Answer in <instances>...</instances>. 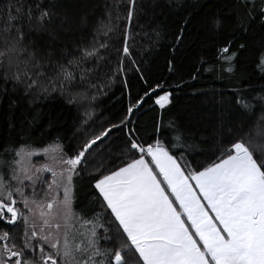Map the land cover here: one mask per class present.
Listing matches in <instances>:
<instances>
[{
    "label": "snow or ice",
    "instance_id": "snow-or-ice-1",
    "mask_svg": "<svg viewBox=\"0 0 264 264\" xmlns=\"http://www.w3.org/2000/svg\"><path fill=\"white\" fill-rule=\"evenodd\" d=\"M166 3L184 7L182 0ZM233 5L225 18L234 19L240 31L253 23L264 27V0H233ZM142 13L139 0H105L90 25L87 15L79 18L87 35L71 47L41 48L36 37L56 40L59 32L70 33L68 13L57 11L56 0L0 3V102L7 99L10 108L27 103L29 124L42 115L35 106L54 93L75 103L78 83L95 89L94 79L121 75L127 87L125 60L147 85L119 124L93 134L74 152L60 143L36 148L24 142L4 149L0 264H264V91L251 93L240 82L229 102L235 109H225L221 97L220 123L211 142L176 119L165 123L172 92H157L161 84H148L130 45L136 36L133 23L139 24ZM223 19L216 18L217 30ZM189 22L182 17L173 33L174 53ZM158 27L152 29L157 37ZM232 43L229 38L220 49L228 73L235 72L238 55ZM259 66L264 68V54ZM146 98L160 109L147 139L133 122ZM232 111L246 118L247 127L231 123ZM15 123L8 120L10 128ZM113 129L124 133L118 154L103 148ZM209 143V159L197 162L195 154H205ZM50 151L58 154L49 163L32 162L34 155ZM84 173L89 176L87 203L77 188Z\"/></svg>",
    "mask_w": 264,
    "mask_h": 264
},
{
    "label": "trees",
    "instance_id": "trees-1",
    "mask_svg": "<svg viewBox=\"0 0 264 264\" xmlns=\"http://www.w3.org/2000/svg\"><path fill=\"white\" fill-rule=\"evenodd\" d=\"M57 11L67 12L71 21L70 33L59 32L56 40L47 36L36 37L41 48L54 44L57 48L62 45L71 47L82 36L87 35V28L79 25V18L87 15L89 25L103 12L105 0H56ZM184 7L174 9L168 7L166 0H139L143 13L139 16V24L134 21L135 40L130 41L133 57L144 73L148 84H161V90L172 92V104L164 110L165 123L170 118L188 131L196 132L211 142L214 132L220 123L223 97L225 109H235L233 89L240 82L248 85L246 91L260 93L264 91V68H261L260 58L264 54V27L253 23L247 32L239 30L236 21L225 18L233 8V0H182ZM3 3V0H0ZM188 16L189 24L185 29V40L182 47L175 53L172 51L173 33L181 24V18ZM223 19L222 27L217 30L216 18ZM59 24V20L56 21ZM159 26L157 37L152 29ZM142 26V27H141ZM229 38H233L232 51L238 52L235 59V72L228 73L227 65L221 59V47ZM239 43L246 45L241 50ZM173 57L175 59L173 60ZM169 60H173V70L169 71ZM113 67L116 57H112ZM129 69L126 75L130 81L127 87L122 83V76L114 80L100 77L93 80L95 89L87 84H76L78 93L75 103L57 93L47 101L36 105L42 109V115L37 123L29 124L31 108L27 103H19L10 108L5 99L0 102V157L5 148L11 150L13 145L28 142L33 147L41 148L50 144H63L65 150L74 152L93 134H97L112 124H119L125 117L129 104L147 90V85L141 80L132 65L125 60ZM111 75V73H109ZM195 76V79L192 77ZM131 91V97L128 95ZM85 96V102L78 99ZM94 97V99H93ZM160 114L159 106L153 100L146 98L139 110L134 112L133 122L138 125V131L147 139L153 125ZM225 115H228L225 112ZM231 123L239 125L246 123V118L232 111ZM15 119V128H10L8 120ZM123 131L113 129L104 138L103 148H110L117 153L124 143ZM95 147V146H94ZM101 148V151L103 150ZM205 154H195L197 162L206 161L211 153V143L204 145ZM71 152L69 154H71ZM189 160L193 156H188ZM89 176L83 174L77 180V188L82 203H87L89 192ZM18 236V233H16Z\"/></svg>",
    "mask_w": 264,
    "mask_h": 264
},
{
    "label": "rangeland",
    "instance_id": "rangeland-1",
    "mask_svg": "<svg viewBox=\"0 0 264 264\" xmlns=\"http://www.w3.org/2000/svg\"><path fill=\"white\" fill-rule=\"evenodd\" d=\"M80 102H85V100H86V98H85V96H83V97H80L79 99H78ZM52 145H55V143L54 144H52ZM48 146V145H47ZM47 146H45V147H47ZM58 153L57 152H55V151H50V153H49V155L48 156H45L44 154H42V153H38V154H36V155H34L31 159H32V162L34 163V164H36L37 166H39L40 164H43V163H49L50 162V160H51V157L52 156H55V155H57ZM45 175H49L48 173H45Z\"/></svg>",
    "mask_w": 264,
    "mask_h": 264
}]
</instances>
